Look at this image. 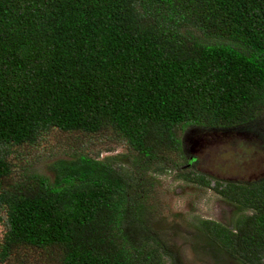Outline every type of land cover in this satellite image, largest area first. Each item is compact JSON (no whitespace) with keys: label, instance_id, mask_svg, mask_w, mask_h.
I'll return each mask as SVG.
<instances>
[{"label":"trees","instance_id":"16d2710c","mask_svg":"<svg viewBox=\"0 0 264 264\" xmlns=\"http://www.w3.org/2000/svg\"><path fill=\"white\" fill-rule=\"evenodd\" d=\"M263 116L264 0H0V264H165L146 171L184 157V125L246 128L264 149ZM52 128L112 132L128 153L74 151L53 179L9 183L12 147ZM178 177L237 209L199 219L208 254L264 264V177Z\"/></svg>","mask_w":264,"mask_h":264},{"label":"rangeland","instance_id":"374dc122","mask_svg":"<svg viewBox=\"0 0 264 264\" xmlns=\"http://www.w3.org/2000/svg\"><path fill=\"white\" fill-rule=\"evenodd\" d=\"M263 125L264 116L255 128ZM178 134L184 140V157L174 154L172 158L176 162L168 169L163 172L150 169L145 175L148 183H154L147 199L155 217L150 225L169 248L168 254H164L165 264H173L174 259L178 264H240L233 259L222 260L208 254L205 243L195 238L199 234L200 218L232 225L238 215L237 209L212 187L187 181L178 177V173L186 167L212 178V186L216 179L241 182L262 178L264 149L251 144L255 134L246 128L213 130L184 125L179 127ZM78 150L99 158L128 153L127 146L115 141L112 132L81 135L52 128L35 143L12 147L8 159L14 169V179L11 178L9 183L33 173L53 179L56 161L70 158ZM124 167L129 171L134 169L129 164ZM3 215L4 212L0 211V216ZM2 232L3 226L0 225V235ZM38 259L52 264L45 255Z\"/></svg>","mask_w":264,"mask_h":264}]
</instances>
